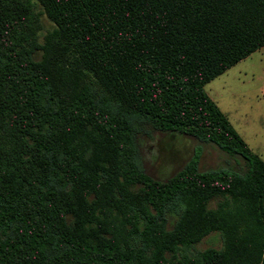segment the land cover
<instances>
[{"label": "trees", "instance_id": "trees-1", "mask_svg": "<svg viewBox=\"0 0 264 264\" xmlns=\"http://www.w3.org/2000/svg\"><path fill=\"white\" fill-rule=\"evenodd\" d=\"M34 1L52 45L0 14V264H264V158L204 90L264 45V0ZM147 126L239 169L199 171L197 149L156 178ZM214 230L221 247L192 249Z\"/></svg>", "mask_w": 264, "mask_h": 264}, {"label": "rangeland", "instance_id": "rangeland-1", "mask_svg": "<svg viewBox=\"0 0 264 264\" xmlns=\"http://www.w3.org/2000/svg\"><path fill=\"white\" fill-rule=\"evenodd\" d=\"M6 1L0 14L6 18L5 10L8 9L13 15V21L6 25L16 41L30 46L53 44L51 36L55 25L34 0ZM4 24L5 21L1 25ZM42 53L43 49L39 48L33 56L39 58ZM204 90L253 151L264 158V45L209 80ZM147 128L148 131L138 137V152L144 170L156 178H166L183 167L197 149L200 150L199 171L239 169L234 158L214 143L184 133ZM215 203L216 199L211 200L209 206ZM222 245L221 233L214 230L197 241L192 249Z\"/></svg>", "mask_w": 264, "mask_h": 264}]
</instances>
